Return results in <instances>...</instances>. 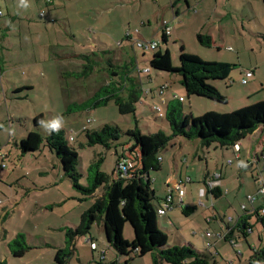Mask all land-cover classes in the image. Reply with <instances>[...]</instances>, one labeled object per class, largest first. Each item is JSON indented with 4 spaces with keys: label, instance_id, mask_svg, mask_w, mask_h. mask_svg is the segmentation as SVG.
<instances>
[{
    "label": "rangeland",
    "instance_id": "obj_1",
    "mask_svg": "<svg viewBox=\"0 0 264 264\" xmlns=\"http://www.w3.org/2000/svg\"><path fill=\"white\" fill-rule=\"evenodd\" d=\"M53 1L52 3V0H28L29 6L23 8L19 6L20 0H0V10L4 13L0 17V125H2L0 151L4 154L1 159L5 163L4 167L0 166V259L4 260L5 264H53L56 249L64 245L63 228L77 225L81 213L89 208L94 198L102 192L99 186L93 192V196H86L73 187L69 177L63 174L59 160L53 153H48L44 145L39 148L44 149V153L38 149L35 152L21 154L15 141L19 142L29 129L42 135L47 134L40 125L33 126L35 116L41 114L44 120H50L57 115L64 117L65 124L62 129L66 135L73 137L68 143L79 155L76 162L77 172L81 175L79 183L86 185L89 183L87 179L89 167L100 157L103 159L99 163V170L107 174L113 172L117 158L115 147L118 153H121L123 148L128 152H134V159L138 158L139 151L148 149L144 144L132 148L135 146L132 145L134 141L127 130L134 128L135 125L140 129L143 138H147L158 129H163L167 134L171 132L168 124L162 118H157L152 109L153 104L159 103L158 97H152V92L151 94L146 92V88L158 86L161 77L168 83L167 95L165 94L167 104L174 100L177 102L178 96H182L183 100L179 103L182 111L194 116L210 111L208 108L232 111L242 106V102L259 101V97L255 96L241 98L243 95L241 87L245 85L240 81L241 69L254 68L255 71L259 64L261 68L259 74L264 77V0H192L196 10L199 6H230L233 16L224 18V36L217 39L210 36L209 45L201 43L197 35L207 33L199 26L198 18H193L196 12L187 9L189 10L187 14L181 13L186 23L182 29V36L178 38L168 36L167 41L163 42L161 33L157 34L152 37L158 43L156 49H143L135 44L140 35L136 31L141 29L145 35L154 25L153 20L144 26L139 23L140 17L145 18V15H142L145 12L140 10V6H137V9L125 6L127 10H124V6H98L102 0ZM7 10L13 15V21H10ZM123 24L133 39L129 40L122 36V33L123 35L125 33L122 30ZM5 26L8 28L3 29ZM197 29L199 32H196ZM71 34L75 36L74 39ZM157 49L161 51L168 49L173 65L178 64L181 50L197 55L204 61L234 64L235 67L227 78L208 80L226 96L227 101L221 103L204 96L189 95L180 83L177 73L152 69L148 61ZM73 53L78 55H71ZM130 61L134 64L133 68ZM253 61L257 64H253ZM126 65L130 66V74L135 76L143 88L140 100L135 106L137 121L131 113L120 114L112 100L94 108L71 110V113H66L69 103L89 101L102 85L108 81L112 84L118 81L121 78V67ZM146 66L150 67L149 71L144 70ZM110 69L119 73L111 74ZM26 83H31L32 89L18 90ZM260 91L264 97L263 89ZM85 117L91 118L88 123L84 121L90 129H99L104 124L117 125L121 129V135L109 148L101 144L88 146L82 130ZM7 136L10 139H7ZM177 140H184L185 145L181 149L185 154L188 152V163L191 162L190 168L186 169L178 157L177 164L183 175L188 172L193 179L191 182H185L187 191L198 184L196 177H200L206 170L205 159L214 168V163L218 164L224 160L223 151L225 154L229 152L216 143L201 145L196 139L184 137L170 140L158 151V157L165 152L170 167L149 170L148 173L151 187L160 202L167 193L166 178L169 172L175 169L171 159L172 157L174 159L178 151V143L173 144ZM196 144L200 158L194 154ZM232 187L233 185L230 188ZM233 191L215 199L220 200L219 205L222 204L220 208L225 210L226 216L241 211L240 202L233 200ZM191 195L196 197L198 193L193 191ZM260 195L258 194V197ZM186 197L191 196L188 193L182 195L184 200ZM181 205L186 204L178 203L176 210L185 217ZM198 210L199 212L191 216L192 221L190 217L187 218L189 223L192 222L191 225L184 222L181 223L182 226L177 225L196 241L198 237L192 233L199 229L204 230L203 226L199 225L204 223L198 224L193 218L199 216L203 220L201 209ZM166 219L161 216L157 219L161 226L159 227L165 233V230L169 229L165 224ZM252 219L256 224L255 217ZM100 224L102 223L94 222L90 234L99 247L101 245L109 247L102 230L99 229ZM195 225L197 228H194ZM17 232L25 234L30 248L21 257H12L7 242ZM127 232H131L129 233L131 240L133 231L128 222L124 225L125 239ZM88 238V235L77 237L73 254L67 264H105L100 260L99 248L90 250ZM175 239L171 234L169 237L167 235L168 244L175 245L174 241H177ZM241 239L243 241L241 248L245 252L248 246L244 236H241ZM194 247L202 246L198 243ZM216 249L219 251L218 254L214 248L208 250L215 255V264H225V261L235 257L234 246L226 240L222 239ZM226 254L227 257L224 256ZM248 254V252L243 254L240 264H247ZM124 257L128 258V256L120 258L124 260ZM130 262L150 264L151 255L146 253L143 256H133ZM121 264L126 263L122 261Z\"/></svg>",
    "mask_w": 264,
    "mask_h": 264
},
{
    "label": "trees",
    "instance_id": "obj_2",
    "mask_svg": "<svg viewBox=\"0 0 264 264\" xmlns=\"http://www.w3.org/2000/svg\"><path fill=\"white\" fill-rule=\"evenodd\" d=\"M197 37L201 43L210 44L211 37L209 35L198 34ZM162 41H167V36L164 33H162ZM148 63L152 69L157 71L177 73L180 77V83L189 95L204 96L221 103L227 101L226 96L222 95L208 80L227 78L232 68L235 67L232 63L204 61L197 55L181 50L178 55V64L173 65L168 49L154 51ZM130 64L133 68L132 61H130ZM121 69V78L118 81L114 84L108 81L102 85L93 94L91 101L69 103L66 113H71V110L79 111L80 109L94 108L112 100L120 114L131 113L136 120L135 106L140 100V93L143 92V88L135 76L130 74V66L127 67L126 65ZM110 73L118 74L119 72L110 69ZM262 89L264 91V86ZM149 93L151 94V92ZM151 96L155 97L153 93ZM176 101H171L165 105L162 116L157 115L153 107L154 104L152 105L156 117L162 118L168 124L171 131L169 134L165 133L163 129H158L156 132L149 134L147 138H143L137 125L127 130L134 141L132 145L135 146L132 148L138 147L140 144L148 146L147 150H141L137 153L138 158L134 159V152H126V148L118 153L115 147L116 162L120 158H126L131 165L130 176L126 178L114 177L113 172L107 174L99 170V163L103 159V157H100L96 163L89 167L90 172L87 175L89 183L81 185L79 183L81 175L76 169L79 155L77 150L69 145V139L64 129L51 135L48 133L42 135L38 131L30 130L19 142H15L21 154L35 152L41 145H44L59 160L63 174L69 177L73 187L79 189L86 196H93V192L97 187L102 188L101 194L94 198L91 206L81 213L79 223L72 227L65 226L63 228L64 245L56 249L53 264L68 263L73 254L77 237L88 235L89 243L93 242L90 229L94 222L102 223L105 241L109 247L115 250L118 256L132 258L133 256H143L150 253V264L216 263L214 254L200 251L191 244L168 245L167 234L158 225L157 208L161 204L158 203L154 189L151 187L148 173L149 170L160 169L158 151L175 137L198 139L202 145L216 143L220 147H233L236 142L245 138L255 128L261 125L264 126V97L259 101L232 111L217 112L210 110L199 116L184 113L179 104L180 101L177 99ZM41 119H43L41 114L35 116L33 126H38ZM83 130L85 142L88 146L101 144L109 148L121 135L119 126L110 124H104L99 129L87 127ZM81 145L83 144L81 143ZM116 145L114 144V146ZM92 168L94 169L92 170ZM213 177L214 175L208 176L204 181ZM209 191L212 193L211 196L213 195L215 198L222 194L219 185ZM260 197L264 198V195ZM180 207L185 215H189L196 209V205H181ZM262 208H264V205L256 206L254 210L248 208L242 213L241 216H245L241 221L244 222L247 214L256 211V214L260 217L257 221H260L264 227V213L260 214ZM241 221L238 219V222ZM127 222L133 230L131 240L125 239L123 236V228ZM248 227L250 228L249 232H247ZM238 228L242 229L241 227ZM244 229L245 232L251 233L253 227L248 224ZM231 232L232 227H229L223 236L231 240V237H229ZM233 241L232 239V244ZM7 248L12 257H21L30 248V245L26 241L25 234L17 232L7 242ZM261 260H264V247L260 250H254L248 256L247 264H256ZM126 263H128V260ZM0 264H5V261L0 259Z\"/></svg>",
    "mask_w": 264,
    "mask_h": 264
},
{
    "label": "crops",
    "instance_id": "obj_3",
    "mask_svg": "<svg viewBox=\"0 0 264 264\" xmlns=\"http://www.w3.org/2000/svg\"><path fill=\"white\" fill-rule=\"evenodd\" d=\"M54 1L52 0V3ZM47 4V3H46ZM97 5V4H96ZM133 6V8L137 9V6H140V10L142 12H145V18L140 17L139 23L141 25H146L153 20V28L151 27L150 30H147L145 35L143 34V31L140 29L139 31H136V33L140 34L139 39H153L152 37L157 36V34L161 33L162 37V26H163V21H166L167 25L170 27V32L168 36H173L174 38H178L182 36V29L185 27L186 23L184 21V17H181V13L187 14L189 10L196 12L195 17L193 18H198L199 20V26L202 28V31L206 32L207 35L214 37L215 39L217 38H222L224 35V18L232 17L233 16V11L231 10L230 6H199V11L196 10L195 5L193 6L192 0H102L98 6ZM187 9H189L187 11ZM138 11V10H137ZM10 21H13L14 17L13 15H10L11 13L8 12ZM3 11L1 10L0 17L3 16ZM192 19V18H191ZM127 22V21H126ZM8 26H5L3 29H7ZM199 28V27H198ZM128 28L126 25L123 24L122 30L124 33H122V36L126 38L127 33L129 31L127 30ZM127 30V31H126ZM196 32H199V29H197ZM73 39L75 36L71 34ZM144 36H147L148 38H144ZM134 37L131 36V34L127 35V39H133ZM137 40V39H136ZM121 42V41H120ZM237 44V42H236ZM238 45V44H237ZM236 45V46H237ZM230 48V46H228ZM238 50L239 47H236ZM241 51H239L240 53ZM71 55H78V53H73ZM253 64H257V62H252ZM247 69V68H246ZM249 69V68H248ZM253 70V75L248 79L247 83L243 87H241V91L243 95L241 98L248 99L251 96L263 97L261 95V89L264 86V77L259 74V71L261 70L259 64L258 67ZM242 73V69H241ZM242 76V74H240ZM255 76V77H254ZM162 80L158 84L160 85L161 83L166 82L164 77H161ZM241 78V77H240ZM32 84L31 83H26L25 86H21L19 89H32ZM168 90V89H167ZM165 94L167 95L166 91ZM250 103H253L252 101H249ZM249 102H242V106L250 104ZM238 103V102H237ZM241 107V106H240ZM209 110L217 111V112H226L224 110H219V109H213V108H208ZM85 121V118L83 119V123ZM82 123V126L85 124ZM31 129H29L30 131ZM83 130V129H82ZM71 135H67L68 139ZM7 139H10L9 136H7ZM185 139V138H184ZM9 140H7L8 142ZM16 142V141H15ZM196 142L201 144L198 139H196ZM178 143V151L174 155V159L172 157V162L174 166V170L170 171L167 178H166V186L168 184H172L177 181H183L182 187H183V194H190L191 197H186V200L182 198L181 203H185L186 205L192 206L196 205V209L190 213L189 215H185V217L181 216V214L176 210V205H178V198L175 195L174 200H173V206L168 208L166 212L163 215H159L162 218L166 217L165 224L169 227L168 231H166V234L171 236L173 238H176L174 241L175 244H191L197 246L198 243H201L202 247H195L200 251H206L210 250L211 248L215 249L216 254L219 253L218 249H216L217 244L223 239L231 243V240L233 239L234 243L232 244L234 246V252H235V257L234 258H227L229 259L228 261H225V264H240L241 259L243 257V254L248 252V256L252 254L254 250H260L264 247V227L261 224L259 220V216L256 214L257 212L254 211L252 213H249L246 215L244 222L241 221V219L245 216H241L244 211L241 209V204L242 203H247V195L248 194H254L257 191V178L259 176H262L264 180V166L261 161V157L264 155V126H258L255 128L250 134H248L245 138L242 140L238 141L239 145V150L237 153H235V150L233 147H222L225 150L229 151L226 154L222 153V156L224 160L222 162H219L218 164H213L211 166L208 163V160L205 159L206 161V170H204L201 173L200 177H196V182L198 183L197 185L190 187L188 191L186 190V185L185 182H191L193 179L191 178L190 174L188 172H185L183 175L181 168L178 166V157H180V162L182 164H185V168L188 169L191 166V162L188 163L189 159L187 158L188 152L185 154V152L181 149L184 145L185 142L184 140H177L173 142L175 145ZM202 145V144H201ZM46 148V147H45ZM197 144L195 147V156H199L198 150H197ZM42 153L45 152L44 149H39ZM47 150V148H46ZM49 151V150H47ZM128 152V151H126ZM138 152V151H137ZM203 152V151H202ZM50 153V151L48 152ZM165 152H163L162 156H159V161H160V168L162 167H170V162L166 159L165 157ZM205 158V155H203ZM230 159L231 162H228V159ZM192 161V160H191ZM216 173H219L221 175V180H220V185L219 189L222 192V195L228 194L230 191H233V200L239 203V207L241 211H235V213L232 212V214L228 215L231 217V219H228L226 216L225 210L220 208V200H215L217 198L211 196V192H207L205 196H203V201L205 203V206H201L197 204L198 200V195L196 197H192L191 193L193 191H196L199 193V189L205 186V181L204 179L207 178L208 176H212ZM189 174V175H188ZM233 185L232 188H230ZM167 192V190H166ZM218 196V198L220 197ZM261 196V195H260ZM165 197V196H164ZM163 197V198H164ZM178 202V203H176ZM159 204L163 203L158 200ZM254 205L256 206H261L264 205V198L257 197L254 200ZM199 207V208H198ZM246 210L250 207L249 204L246 206ZM198 209L200 210L201 217L203 220L199 218V216L193 217L194 220L199 224L203 222L204 224H199L202 225L204 230L199 229V231H194L192 234L197 238V241L195 238H192V236H189L185 230H183L182 227H177V225H181L186 223V225H191L187 218L190 217V221H192L191 216L195 215L197 212H199ZM213 209V210H211ZM241 217V218H239ZM255 217L256 224L253 223V219ZM238 219H240L241 222H238ZM169 221V222H168ZM184 222V223H183ZM182 223V224H181ZM250 224L253 227V230L251 233L245 232V227ZM159 225V223H158ZM238 225V226H237ZM99 229L102 230L103 232V225H99ZM160 226V225H159ZM161 227V226H160ZM229 227H232V232L230 233L231 240L226 239L223 234L229 229ZM238 227H241L242 229H239ZM259 227V229H257ZM194 228H197L195 225ZM124 231V228H123ZM130 231V230H129ZM133 231V230H132ZM131 232H127L126 238L129 240ZM104 234V233H103ZM92 236V234H91ZM241 236H244V240L246 241L247 248L244 250L241 248L243 247V241L241 239ZM133 237V236H132ZM93 238V236H92ZM105 238V237H104ZM89 240V238H88ZM93 242L96 244V250L99 252V257L100 260L103 261L105 264H121L122 261L126 263L128 260V263L131 264L132 258H126L124 257V260L120 258L121 256H118L115 252V250L112 247H107L101 245L100 247L98 244L93 240ZM106 242V241H105ZM198 242V243H197ZM168 243V242H167ZM170 245V244H168ZM95 249H92L90 246V250L94 251ZM104 251V257L101 258V252ZM107 254L109 255L107 257ZM224 256H228L227 254ZM127 257V256H126ZM215 257V255H214ZM54 258V257H53ZM215 262H216V257H215ZM247 262V261H246ZM126 263V264H128ZM151 263V262H150Z\"/></svg>",
    "mask_w": 264,
    "mask_h": 264
},
{
    "label": "built area",
    "instance_id": "obj_4",
    "mask_svg": "<svg viewBox=\"0 0 264 264\" xmlns=\"http://www.w3.org/2000/svg\"><path fill=\"white\" fill-rule=\"evenodd\" d=\"M0 14H1V10H0ZM162 32L167 35L170 32V27L167 25L166 21H163V26H162ZM135 44L138 47H142L143 49L145 48H149V49H155L158 45L156 40H152V39H137ZM144 70L149 71V67H144ZM253 75V70L252 69H242V76L240 78L241 83L245 84L247 83L248 79ZM168 88V83L164 82L161 83L160 85L156 86L155 88H146V92H152L154 94V96L158 97L159 99V103L154 104L153 107L157 113V115L162 116L163 115V110H164V106L167 105V99L165 96V91ZM174 99H176V96H174ZM178 101H182L183 97L182 96H178ZM89 121H91L90 117H85V123H88ZM88 126H86V124L83 125L82 129L87 128ZM73 137L70 136L69 137V141L72 140ZM233 148L235 150V153L238 152L239 150V145L236 142L233 145ZM4 154L2 153V151H0V159L2 158ZM3 159V158H2ZM1 159V163L0 166L4 167L5 163L2 161ZM261 161L262 164L264 166V155L261 157ZM228 162L230 163L231 160L229 159ZM130 168L131 165L128 162V160L126 158H120L117 160V162L115 163L114 169H113V174L114 177H118V178H126L130 176ZM220 174L216 173L214 174L213 178L207 179L205 181V186L199 189V197L197 200V204L201 205V206H205V203L203 201V196H205V194L207 192H210L209 190H212L215 186L220 185ZM257 191L254 194H248L247 195V203H242L241 204V209L243 211L246 210V206L249 204V208L251 210H254V200L257 197L258 194L264 195V180L261 176H259L257 178ZM183 181H177L174 182L172 184H168V189H167V193L163 199V203L161 204V206H159L157 208V214L158 215H163L166 210L168 208L171 207V205L173 204V200H174V196L176 195L178 198V202L181 203L182 202V195L184 193L183 191V187H182ZM264 213V208H262L260 210V214L262 215ZM228 219H231L230 216L227 217ZM248 231L250 230V228L248 227L247 229ZM90 246L92 249L96 248V244L94 242H90ZM104 251L101 252V258L104 257ZM256 264H264V260H261L259 262H257Z\"/></svg>",
    "mask_w": 264,
    "mask_h": 264
},
{
    "label": "clouds",
    "instance_id": "obj_5",
    "mask_svg": "<svg viewBox=\"0 0 264 264\" xmlns=\"http://www.w3.org/2000/svg\"><path fill=\"white\" fill-rule=\"evenodd\" d=\"M19 6L23 8L28 7V0H20ZM64 124L65 121L62 115H57L50 120L41 119L39 121L40 127L43 128L49 135L52 133H59L64 127ZM0 127H2V125H0ZM9 133L12 134L11 130H9Z\"/></svg>",
    "mask_w": 264,
    "mask_h": 264
}]
</instances>
